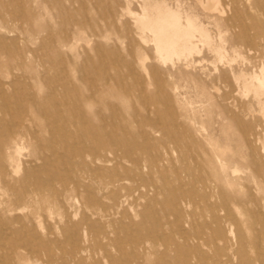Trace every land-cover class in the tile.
Here are the masks:
<instances>
[{
    "label": "rangeland",
    "instance_id": "obj_1",
    "mask_svg": "<svg viewBox=\"0 0 264 264\" xmlns=\"http://www.w3.org/2000/svg\"><path fill=\"white\" fill-rule=\"evenodd\" d=\"M154 2L179 17L171 56L140 22ZM206 3L0 0V67L57 91L39 90L19 139L15 180L43 188L25 203L0 186L21 218L1 227L0 264H264V0ZM19 118L0 114V141ZM83 128L119 141L91 171Z\"/></svg>",
    "mask_w": 264,
    "mask_h": 264
},
{
    "label": "bare ground",
    "instance_id": "obj_2",
    "mask_svg": "<svg viewBox=\"0 0 264 264\" xmlns=\"http://www.w3.org/2000/svg\"><path fill=\"white\" fill-rule=\"evenodd\" d=\"M218 5L219 0H207L205 8L211 11H216L218 10ZM153 8L154 18H151L149 15H147L143 19H141L140 22L146 29L150 30L154 34V36H156L158 53L161 56H171L173 55V52L178 48V43L170 41V38L167 36V30L164 28V26L168 25L169 27L177 28L181 31L182 27L179 23V17L177 14L173 13L157 2H154ZM178 37L179 35H177L175 39H177ZM182 50L183 52H185V49ZM1 75L7 81H3L2 79H0V114L7 116L8 114L10 115L13 110L18 108L20 121L18 123L19 130L15 131L9 128L10 133L8 137H6L4 140H2L1 138L2 141H0V186L4 187L5 193L9 197V200L13 197H17L25 203H30L34 195L43 188V184L34 182L33 184L27 185V183L29 182V177L26 176L15 180V175H18L19 173V156L21 154L20 151L22 150L19 147V139H23V137L27 133L26 122H29V115L27 113H32L34 111L41 113L43 112L41 111L42 109H46V102L39 100V90L41 91L42 88L47 87L49 96L52 99L56 98L57 91L55 86L47 83L45 80L38 79L34 75L27 74L26 66L23 64H8L1 66L0 76ZM260 84L264 86V72L263 79ZM21 85L24 86L25 94L27 95L26 98H19L16 93ZM9 91H12L13 93L8 94ZM63 98V101L65 103L69 101V97L67 95H64ZM1 120L3 119H0V123L2 122ZM83 123L85 125L86 121L81 122V124ZM83 129V132L87 133L86 139L89 144L79 145L77 148V156L81 158L83 164H85L84 166H88V171H91L92 166L95 165L98 161L102 160L104 153L117 154L119 152V141L114 136H108L107 133L100 132L99 135H96V133L87 128ZM106 138L109 140L105 141ZM85 174H87L86 168L81 170V175H79V177ZM49 183H51V185L54 183V177H51L49 179ZM73 184L75 189H77L80 183L75 180ZM64 185L66 186V188L68 187V183H64ZM99 187L101 190H103L102 186ZM12 212V209H10L9 207H4L3 204H0L1 233L5 234V232L1 229L2 226H7L13 222H21V218L19 217H9V214H11ZM6 233L16 234L21 238H26L27 235L26 232H18L17 230L12 228H9ZM30 233H32V237L34 239L39 241L41 240L39 235L31 231ZM184 239L188 240L186 237ZM188 248L189 246L187 247V249ZM263 261L264 260L261 259L259 262L262 263ZM17 264H24V262L18 260Z\"/></svg>",
    "mask_w": 264,
    "mask_h": 264
}]
</instances>
